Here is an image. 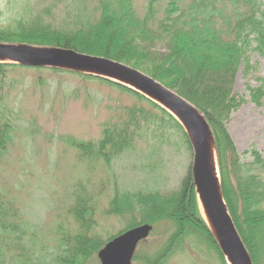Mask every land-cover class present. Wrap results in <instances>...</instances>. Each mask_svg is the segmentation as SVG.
<instances>
[{
  "label": "trees",
  "instance_id": "trees-1",
  "mask_svg": "<svg viewBox=\"0 0 264 264\" xmlns=\"http://www.w3.org/2000/svg\"><path fill=\"white\" fill-rule=\"evenodd\" d=\"M18 18L0 27V44L72 50L115 61L142 72L189 102L203 117L211 134L222 198L235 229L251 263L264 264V158L251 150V161L242 162L226 130L230 114L244 103L243 98L232 94L240 66L243 76L248 77L252 69H257L249 56L255 54L264 60V0H148L141 18L134 0H99L93 11L78 7L67 12L68 19L60 23L42 19L57 18L42 12ZM18 67L0 63V92L6 70ZM74 75L114 87L147 103L166 117L167 123L181 133L191 149L178 121L143 95L103 78L77 72ZM257 82L256 87L250 84L245 87L251 102L260 107L264 77L257 78ZM116 112L117 121L105 122L96 146L92 142L71 140L80 159L90 158L108 166L134 146L141 125H149V117L155 120L157 116L136 105L121 106ZM11 129L0 113V155L8 149ZM75 203L69 213L90 228L94 212L80 201ZM110 214L139 215V222L131 221L125 230L142 224L154 227L163 223L172 227V234L161 251L154 259L145 257L147 261L163 264L188 238H198L210 243L222 264H226L198 210L190 169L178 191L167 195L115 192ZM24 241L19 210L1 196L0 264H47L42 255L26 249ZM58 247L60 250L49 264H83L98 253L102 243L79 232L70 233ZM133 260H138L137 254Z\"/></svg>",
  "mask_w": 264,
  "mask_h": 264
},
{
  "label": "rangeland",
  "instance_id": "rangeland-1",
  "mask_svg": "<svg viewBox=\"0 0 264 264\" xmlns=\"http://www.w3.org/2000/svg\"><path fill=\"white\" fill-rule=\"evenodd\" d=\"M98 1L0 0V27L19 20V16L38 12L47 17L54 15L57 18L42 19L60 23L68 19L65 18L67 12H74L78 7L93 11ZM147 1L134 0L140 18ZM20 45L23 46L15 44ZM249 58L257 69H252L248 77H244L240 66L232 94L243 98L244 103L230 114L226 125L242 162L251 161V150H256L264 158V98L262 106H255L245 87L246 84L259 85L257 78L264 77V60L255 54ZM0 63L7 62L0 60ZM48 68L19 66L7 69L0 92V113L12 128L8 149L0 155V197L19 210L24 247L42 255L47 264L60 250L59 243L64 244L70 233L96 237L103 249L131 230H125L130 223L139 222L138 214H110L115 192L167 195L178 191L189 169L192 173L193 166V151L186 146L181 133L150 105L120 93L114 87L80 78L74 75L77 71L59 68L74 72L70 74ZM131 105L157 115L155 120L149 117V125H141L134 146L108 166L90 158L80 159L71 140L92 142L96 146L105 122L117 121L116 110ZM75 200L94 212V223L89 225L90 228L69 213L71 206L76 204ZM148 226L152 229L137 245L138 260H133V264H154L155 260L147 261L145 257L154 259L172 234L169 224ZM97 254L91 255L83 264H100ZM163 264L222 262L210 243L188 238Z\"/></svg>",
  "mask_w": 264,
  "mask_h": 264
},
{
  "label": "water",
  "instance_id": "water-1",
  "mask_svg": "<svg viewBox=\"0 0 264 264\" xmlns=\"http://www.w3.org/2000/svg\"><path fill=\"white\" fill-rule=\"evenodd\" d=\"M0 60L13 65L67 69L103 78L143 95L167 111L179 122L190 141L193 151L192 178L198 209L226 264H252L223 201L219 171V188L211 173L213 150L217 163L211 134L203 117L189 102L133 68L72 50L0 44ZM151 229V226L142 225L118 236L98 252L99 263L132 264L137 245L148 237Z\"/></svg>",
  "mask_w": 264,
  "mask_h": 264
},
{
  "label": "bare ground",
  "instance_id": "bare-ground-1",
  "mask_svg": "<svg viewBox=\"0 0 264 264\" xmlns=\"http://www.w3.org/2000/svg\"><path fill=\"white\" fill-rule=\"evenodd\" d=\"M230 134L232 136L233 141L236 144V140L233 137L231 132H230ZM211 153H212V158H211V163H210V165H211V173L213 175V179H214V181L216 183L217 188H219V185H218V169H217V163H216V159H215L216 157H215V154H214V150L211 151Z\"/></svg>",
  "mask_w": 264,
  "mask_h": 264
}]
</instances>
